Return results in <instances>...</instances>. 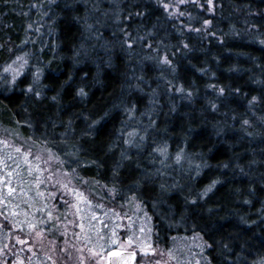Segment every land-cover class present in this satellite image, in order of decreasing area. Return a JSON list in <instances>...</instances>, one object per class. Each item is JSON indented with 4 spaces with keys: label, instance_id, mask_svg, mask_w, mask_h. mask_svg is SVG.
Listing matches in <instances>:
<instances>
[{
    "label": "trees",
    "instance_id": "1",
    "mask_svg": "<svg viewBox=\"0 0 264 264\" xmlns=\"http://www.w3.org/2000/svg\"><path fill=\"white\" fill-rule=\"evenodd\" d=\"M176 1L0 0V135L52 150L97 209L140 200L150 243L183 264H264V0ZM19 154L0 143L36 189ZM50 189L30 206L0 184L2 248L18 224L63 244Z\"/></svg>",
    "mask_w": 264,
    "mask_h": 264
},
{
    "label": "rangeland",
    "instance_id": "2",
    "mask_svg": "<svg viewBox=\"0 0 264 264\" xmlns=\"http://www.w3.org/2000/svg\"><path fill=\"white\" fill-rule=\"evenodd\" d=\"M188 1L196 0H177L174 5L166 4V9H170L172 11L169 10L170 13L175 15L179 11L177 10L178 6ZM211 3L212 0L210 1ZM210 8L212 11V4ZM39 30L38 28L36 30L38 32L36 33L39 34ZM36 36L35 33L32 34L30 37L33 38L32 41L37 39ZM165 57H163L162 64L166 65L167 63L168 66L171 65L170 61L165 59ZM15 65L11 64L7 66L3 72H12L15 70L19 73L16 69L18 66L16 68L13 67ZM19 138L20 140L17 141L12 137L4 136L3 132L0 135V143L3 146L10 147L12 150L21 152L19 157L22 160H27V167L36 173V178L39 183L36 189L17 188L15 182L19 180L21 173L16 174L6 161H0V184L5 186L7 193H10L8 195V201L13 204L23 201L30 206L40 205L42 204V195L45 194L48 188H51L50 191L54 193V196L60 195L61 201L68 205V210L63 214V221L60 224L66 237L63 244L60 245L56 240H49L43 231L34 232L31 235L32 237L27 235L23 236V232H19L20 230L15 225L13 226L14 230L11 235L14 240L11 242L13 245L8 243V247L7 245L4 248L0 246V264H46L47 260L43 256L49 257L53 264H107L106 253L108 250L105 248V244L108 241H112L118 248L135 249L138 255L136 264L184 263L182 259L180 260L174 257L169 250L150 243V239L147 237V233L142 225L143 221H141L139 216H133V214L140 213V211L146 214L140 200L134 197L131 198L132 203L130 204V209H128L129 202L116 209L110 205L109 208L111 211H102L97 209L98 207L89 205L87 202V193H82L83 189H80V186L76 185L70 179L69 174L64 173L65 171L57 166L59 159L52 150L39 146L36 149L30 141L25 140V138ZM25 153H29V155L25 156ZM195 158L194 155L185 156L181 164L184 171L189 169L190 162ZM166 161L167 168L172 167L176 170L177 168L174 167L178 166L179 168L180 166L179 156L173 159L171 156ZM27 169H25L26 175ZM40 174L43 176V181L40 180ZM180 176L184 178L188 177L186 173ZM44 181H48V185L42 188L41 183H44ZM165 182H167V186L174 187L173 184H170L168 178H165ZM9 185L14 191L9 192ZM137 223L139 226L136 225ZM81 225L83 226L81 227ZM113 225L117 229H112L111 227ZM121 230H124V232H121ZM37 233L40 235L38 236ZM21 240L24 243H21ZM149 245L155 249V252L149 251L144 253L141 251L142 247Z\"/></svg>",
    "mask_w": 264,
    "mask_h": 264
},
{
    "label": "water",
    "instance_id": "3",
    "mask_svg": "<svg viewBox=\"0 0 264 264\" xmlns=\"http://www.w3.org/2000/svg\"><path fill=\"white\" fill-rule=\"evenodd\" d=\"M106 256L107 264H136L138 260L137 251L131 248L112 247L108 249Z\"/></svg>",
    "mask_w": 264,
    "mask_h": 264
},
{
    "label": "snow or ice",
    "instance_id": "4",
    "mask_svg": "<svg viewBox=\"0 0 264 264\" xmlns=\"http://www.w3.org/2000/svg\"><path fill=\"white\" fill-rule=\"evenodd\" d=\"M17 59H19V57L17 58ZM165 59H167L166 57H165ZM15 80V76L13 77V81ZM221 91H223V89H221ZM81 92H83V90H81ZM29 155V153H25V156H28ZM37 159H39V157H37ZM38 167V166H37ZM39 183V181H37V184ZM9 192H11V191H14V189H12L11 188V186L9 185ZM51 212H49L48 213V216L49 217H51ZM18 227H23V225H21V224H18L17 225ZM83 225H81V227H82ZM28 227L29 228H34L35 227V225L34 224H31V223H29L28 224ZM37 235L39 236L40 234L39 233H37ZM18 239H19V237H17ZM129 240H131V238H129ZM21 243H24V241L23 240H21ZM31 247V246H30ZM141 251L142 252H144V253H147V252H149V251H151V252H155V249L154 248H152L150 245L149 246H147V247H142V249H141ZM134 255V254H133Z\"/></svg>",
    "mask_w": 264,
    "mask_h": 264
}]
</instances>
